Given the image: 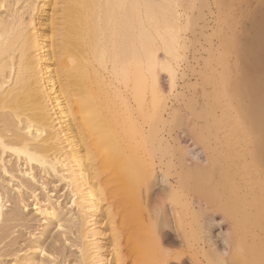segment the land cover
<instances>
[{
	"label": "bare ground",
	"instance_id": "bare-ground-1",
	"mask_svg": "<svg viewBox=\"0 0 264 264\" xmlns=\"http://www.w3.org/2000/svg\"><path fill=\"white\" fill-rule=\"evenodd\" d=\"M41 1L0 0V264H213L187 231L186 162L140 207L175 166L156 128L160 1Z\"/></svg>",
	"mask_w": 264,
	"mask_h": 264
},
{
	"label": "rangeland",
	"instance_id": "rangeland-1",
	"mask_svg": "<svg viewBox=\"0 0 264 264\" xmlns=\"http://www.w3.org/2000/svg\"><path fill=\"white\" fill-rule=\"evenodd\" d=\"M48 1L41 3L52 7ZM159 1L155 115L164 118L156 128L169 129L166 145L175 166L153 173L140 207L158 206L163 187L156 179L180 175L183 160L194 220L187 231L201 237L206 259L233 264L239 252L247 264H264V0ZM46 17L47 23L54 10ZM48 63L55 68V59ZM166 239L170 254L183 253L174 235Z\"/></svg>",
	"mask_w": 264,
	"mask_h": 264
}]
</instances>
